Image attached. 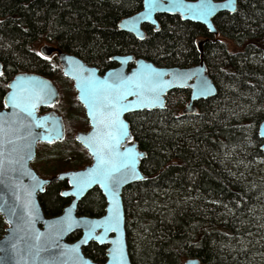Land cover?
<instances>
[{
	"label": "trees",
	"instance_id": "obj_1",
	"mask_svg": "<svg viewBox=\"0 0 264 264\" xmlns=\"http://www.w3.org/2000/svg\"><path fill=\"white\" fill-rule=\"evenodd\" d=\"M141 8L142 0H0V106L14 74L50 75L60 88L56 107L67 135L39 145L37 166L45 176L77 168L78 154L86 152L68 128L80 124L83 107L58 60L40 57V45L101 69L118 53L159 66H190L200 61L198 41L209 38L204 60L218 87L215 96L199 100L196 114L183 115L190 90L175 89L165 109L128 115L147 152L141 169L150 176L123 191L129 252L133 264H184L191 257L201 264H252L253 255L264 252V180L252 182L257 162L264 161L258 133L264 119V0H240L236 11L219 13V35L177 13L159 14V28L144 24V39L121 30L119 21ZM64 182H51L41 195L48 215L66 202L59 193ZM102 202L94 188L80 210L98 213ZM5 225L0 217V236ZM84 250L106 260V245L91 242Z\"/></svg>",
	"mask_w": 264,
	"mask_h": 264
},
{
	"label": "water",
	"instance_id": "obj_2",
	"mask_svg": "<svg viewBox=\"0 0 264 264\" xmlns=\"http://www.w3.org/2000/svg\"><path fill=\"white\" fill-rule=\"evenodd\" d=\"M239 0H142V8L119 21L122 30L144 39V24L160 27L159 14H179L184 20L205 25L219 35L215 18L237 10ZM198 41L200 61L190 66H159L133 53L111 56L117 65L102 75L100 68L80 56L51 44L41 47L44 55L57 51L64 75L74 80L92 128L78 132L93 162L81 169L42 177L31 165L39 142L54 143L66 137L64 117L53 107L60 91L41 73L20 72L9 82L5 107L0 109V214L7 224L0 237V264H133L128 245L123 191L126 186L148 179L141 169L147 152L135 139L129 113L165 109L169 92L190 90L183 115H194L197 102L215 96L218 87L207 71L203 45ZM134 65L129 69L130 63ZM0 61V72H2ZM264 150V120L259 128ZM67 180L61 195L71 197L62 212L47 215L39 195L53 181ZM98 187L106 199L104 214H78V204ZM80 231L79 237H69ZM107 245L106 260L95 261L84 248L91 242ZM184 264H201L198 258Z\"/></svg>",
	"mask_w": 264,
	"mask_h": 264
},
{
	"label": "flooded vegetation",
	"instance_id": "obj_3",
	"mask_svg": "<svg viewBox=\"0 0 264 264\" xmlns=\"http://www.w3.org/2000/svg\"><path fill=\"white\" fill-rule=\"evenodd\" d=\"M44 45V44H43ZM42 45V46H43ZM42 46H39L38 47V49H37V51H38V54H40V57H42V58H44V59H46V58H50V59H54V58H56L57 60H58V63L60 64V61H59V59H58V54H57V51H54L51 55H49V56H46V55H44L43 53H42V51H41V47ZM54 46V45H53ZM55 47H57V46H55ZM117 65V63L116 62H113V64L111 65V66H109L108 68H106V69H101L100 68V74H104L105 73V71L107 70V69H109V68H112V67H114V66H116ZM134 65V62H132V63H130V65H129V69L132 67ZM60 67H61V72L63 73V69H62V66H61V64H60ZM2 68H3V64H2ZM2 72H3V70H2ZM2 72H0V74L2 73ZM23 72H35V73H40V72H36V71H23ZM18 73H20V72H18ZM17 74V73H16ZM16 74H14V76L16 75ZM41 74H44V73H41ZM64 74V73H63ZM44 75H46L47 77H49L50 79H52L53 81H54V83L57 85V87L59 88V86H58V84L55 82V80L52 78V77H50V75H47V74H44ZM14 76H12V78L14 77ZM66 76V75H65ZM67 77V76H66ZM12 78H10L9 80H8V83H7V89H6V92H5V95H6V93H7V91L9 90V87H8V85H9V82H10V80L12 79ZM68 79H70L71 80V82H72V85H73V87L75 88V86H74V80L73 79H71V78H69V77H67ZM59 90H60V88H59ZM75 90H76V88H75ZM77 90H76V95H77ZM5 95H4V101H3V104L0 106V109H2L3 107H5ZM77 98H78V96H77ZM79 100V99H78ZM79 102H80V100H79ZM57 104V103H56ZM56 104L53 106V107H41L40 109H39V113H44V112H46V111H49V110H51V109H55V110H57L63 117H64V115L60 112V110L58 109V107H56ZM80 104L82 105V107H83V111H81L80 110V115L78 116V119H79V122H80V124H78V123H76L75 125L74 124H72V126L70 127L69 126V130H70V132H73L74 131V135H75V139H76V134L78 133V132H87V131H89L91 128H92V125H91V122H90V119L88 118V115H87V112H86V109H85V107H84V105L80 102ZM134 113H136V112H134ZM134 113H129V114H134ZM129 114H127L126 115V117L128 118V115ZM64 121H65V125H66V135H67V127H68V124L66 123V120H65V118H64ZM77 141V140H76ZM78 142V141H77ZM41 143H45V142H39L38 143V145H37V151H36V157H35V159L33 160V161H31V165L35 168V170L42 176V177H45V178H47V177H50V176H45L44 174H42L41 173V171H40V166L38 167L37 166V159L39 158V155H40V151H39V145L41 144ZM84 149H85V152H86V154L85 153H80V154H78V157H79V159L81 160V164H80V166L79 167H77V168H68V169H63V170H60V171H58L57 173H59V172H61V171H66V170H70V169H81V168H84V167H86L87 165H90V164H92V162H93V157H92V155H90V153H89V150L85 147V146H83L80 142H78ZM49 144H52V143H49ZM82 154H83V156H82ZM39 162H40V159H39ZM40 164H41V162H40ZM56 173V174H57ZM55 175V174H54ZM51 176H53V175H51ZM62 181H65L64 182V184L61 186V188H60V191H59V193H60V195H61V191H62V189L63 188H69V183H68V181L67 180H62ZM47 188V187H46ZM95 188H97L98 190H99V192H100V194H101V196H102V198H103V202H102V206H101V209H100V211L98 212V213H94V214H92V213H88V212H81V210H80V205H81V201L87 196H85L83 199H81L80 200V202H79V204H78V214H87V215H93V216H100V215H102V214H104V212H105V208H106V204H107V202H106V199H105V197H104V195L101 193V191H100V189L98 188V187H95ZM43 193H41L40 195H39V199H40V202H41V205H42V201H41V195H42ZM64 197V196H63ZM65 199H66V202L64 203V205L62 206V208L57 212V213H55V214H50V215H56V214H59L60 212H62V210L64 209V207L68 204V203H70V201H71V197H64ZM42 207H43V205H42ZM43 209H44V207H43ZM44 211H45V209H44ZM46 213V212H45ZM47 214V213H46ZM48 215V214H47ZM0 217L5 221V218H4V216L2 215V214H0ZM6 226H7V224L5 225V229H6ZM4 232H5V230H4ZM4 232H3V234H4ZM75 233V232H74ZM76 233H78L79 235L77 236V237H79L80 236V234H81V232L80 231H77ZM2 234V235H3ZM1 237V236H0ZM76 237V238H77ZM69 239H70V237H69ZM75 239V238H74ZM70 240H72V239H70ZM91 242H95V241H91ZM90 242V243H91ZM89 243V244H90ZM95 243H97V242H95ZM88 244V245H89ZM98 244V243H97ZM87 245V246H88ZM98 245H106V244H98ZM106 253H107V245H106ZM96 261V260H95ZM105 261V260H104ZM104 261H98V262H104Z\"/></svg>",
	"mask_w": 264,
	"mask_h": 264
},
{
	"label": "rangeland",
	"instance_id": "obj_4",
	"mask_svg": "<svg viewBox=\"0 0 264 264\" xmlns=\"http://www.w3.org/2000/svg\"><path fill=\"white\" fill-rule=\"evenodd\" d=\"M43 45V44H42ZM40 45V46H42ZM230 45L231 42H230ZM189 120H186V123L188 122ZM185 122V121H184ZM257 168H258V171H257V175L254 177L253 179V183H257L259 182V180H264V161L260 160L257 162ZM264 189V187H263ZM264 193V190H262V193ZM251 263L252 264H264V252H261V253H256L253 255V257L251 258Z\"/></svg>",
	"mask_w": 264,
	"mask_h": 264
},
{
	"label": "bare ground",
	"instance_id": "obj_5",
	"mask_svg": "<svg viewBox=\"0 0 264 264\" xmlns=\"http://www.w3.org/2000/svg\"><path fill=\"white\" fill-rule=\"evenodd\" d=\"M239 1H240V0H239ZM153 27L157 28L155 25H153ZM119 28H120V26H119ZM120 29H121V28H120ZM121 30H122V29H121ZM126 32H127V31H126ZM129 33H131V32H129ZM131 34H133V33H131ZM212 34H213V33H212ZM133 35H134V34H133ZM215 35H216V34H215ZM177 89H184V88H177ZM174 90H175V89H174ZM59 91H60V90H59ZM60 95H61V94H60ZM189 97H190V96H189ZM59 101H60V99H59ZM59 101H58V102H59ZM58 102H57V103H58ZM263 120H264V119H263ZM263 120H262V121H263ZM262 121H261V123H262ZM261 123H260V125H259V128H260V126H261ZM259 128H258V133H259ZM259 136H260V135H259ZM262 143H263V142H262ZM261 145H262V144H261ZM261 149H262V147H261ZM262 150H263V149H262ZM263 151H264V150H263Z\"/></svg>",
	"mask_w": 264,
	"mask_h": 264
}]
</instances>
